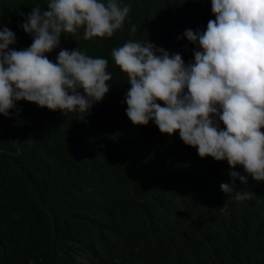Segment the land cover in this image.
<instances>
[{
	"label": "trees",
	"instance_id": "16d2710c",
	"mask_svg": "<svg viewBox=\"0 0 264 264\" xmlns=\"http://www.w3.org/2000/svg\"><path fill=\"white\" fill-rule=\"evenodd\" d=\"M37 1L0 0V30L25 34L16 50L32 43L23 24ZM117 2L131 7L112 37L61 34L46 55L55 62L60 50L78 48L108 60L107 98L84 121L121 145L72 139L70 150L69 131L83 121L77 113L20 100L0 114V264H264V191L248 176L225 194L220 185L232 178H217V168L230 169L226 160L201 158L178 131L161 133L153 121L134 125L126 115L130 84L111 57L133 40L194 62L198 44L184 32L205 30L212 12L202 0ZM231 170L247 176L242 166ZM237 191L252 198L236 201Z\"/></svg>",
	"mask_w": 264,
	"mask_h": 264
},
{
	"label": "clouds",
	"instance_id": "9594fccd",
	"mask_svg": "<svg viewBox=\"0 0 264 264\" xmlns=\"http://www.w3.org/2000/svg\"><path fill=\"white\" fill-rule=\"evenodd\" d=\"M202 4L214 19L203 31L184 32L189 42L198 44L194 62L185 64L180 54H169L149 41L128 40L111 50L130 84L126 115L134 125L153 121L161 133L178 131L201 158L226 160L230 169L217 168V178H232V183L220 185L225 194L233 192L237 179L247 185L248 176L264 191V0ZM31 7L23 24L32 34L29 47L14 49L25 41L22 30H0V114L9 116L17 101L26 100L83 119L69 131L72 151V139L85 145L120 144L114 134L84 121L107 98L112 79L108 60L78 48L60 50L55 62L46 53L58 47L61 34L79 39L82 31L85 41L112 37L131 6L117 0H38L26 10ZM131 31L135 33L136 26ZM117 108L120 114L121 103ZM238 165L247 176L231 170ZM252 195L237 191L235 200Z\"/></svg>",
	"mask_w": 264,
	"mask_h": 264
}]
</instances>
